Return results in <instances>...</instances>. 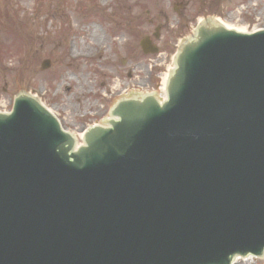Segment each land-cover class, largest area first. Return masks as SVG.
<instances>
[{
  "label": "water",
  "instance_id": "1",
  "mask_svg": "<svg viewBox=\"0 0 264 264\" xmlns=\"http://www.w3.org/2000/svg\"><path fill=\"white\" fill-rule=\"evenodd\" d=\"M175 66L166 102L120 99L76 151L37 99L15 96L0 113V264L262 255L264 29L206 20Z\"/></svg>",
  "mask_w": 264,
  "mask_h": 264
},
{
  "label": "rangeland",
  "instance_id": "2",
  "mask_svg": "<svg viewBox=\"0 0 264 264\" xmlns=\"http://www.w3.org/2000/svg\"><path fill=\"white\" fill-rule=\"evenodd\" d=\"M209 16L264 28V0H0V112L26 91L79 140L121 94L154 89L181 38ZM144 36L158 53L142 52Z\"/></svg>",
  "mask_w": 264,
  "mask_h": 264
},
{
  "label": "bare ground",
  "instance_id": "3",
  "mask_svg": "<svg viewBox=\"0 0 264 264\" xmlns=\"http://www.w3.org/2000/svg\"><path fill=\"white\" fill-rule=\"evenodd\" d=\"M214 22H217V23H220V24H222L221 23V21L219 20V19H217V18H213L212 19ZM223 26L224 27H226L227 29H233V28H231L230 26H228V25H225V24H223ZM235 29V28H234ZM236 31H239V32H244L243 31V29L241 28V29H235ZM166 73L165 74H163V76H162V78H163V82L165 81V77H166ZM119 86V84H118V82L116 81V85H115V87L114 88H117ZM160 100H161V98L158 100V102H160ZM162 102V101H161ZM83 140V139H82ZM82 140H80L79 141V145H81V146H84V141L82 142ZM81 146H79V147H81ZM77 145H76V150H77ZM252 258L251 257H244V258H240V260L241 261H244V262H248L249 260H251ZM237 261H238V259H236V261L234 262H232V264H235V263H237Z\"/></svg>",
  "mask_w": 264,
  "mask_h": 264
}]
</instances>
